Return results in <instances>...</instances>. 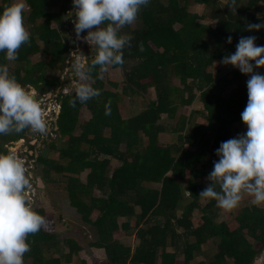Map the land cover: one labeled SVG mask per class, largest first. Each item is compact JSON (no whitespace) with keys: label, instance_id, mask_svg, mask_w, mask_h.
Returning a JSON list of instances; mask_svg holds the SVG:
<instances>
[{"label":"trees","instance_id":"trees-1","mask_svg":"<svg viewBox=\"0 0 264 264\" xmlns=\"http://www.w3.org/2000/svg\"><path fill=\"white\" fill-rule=\"evenodd\" d=\"M12 1L0 0V11ZM24 2L29 9L25 23L30 43L20 48L13 61L0 52V64L9 68L18 83L32 86L43 95L59 87L53 97L59 109L55 122H51L56 129L52 127L46 139L55 137L44 142L45 155L40 149L35 157L27 154V159H34L31 170L45 186L63 179L69 204L94 227L96 240L91 246L105 251L100 264H253L264 251V209L244 205L235 208L233 221H216L220 210L217 202L208 198L203 205L199 202L200 192L211 181L207 179L202 185L194 177L199 168V176H209L219 160L216 150L222 142L233 139L231 125L241 119L248 99L247 82L239 80L244 75L250 79L251 74L232 66L214 76L209 68L233 54L241 37L255 36L256 42L264 38V28H246L249 23H264L256 15L258 4L264 5V0H236L235 14L228 8L231 0H150L138 13L135 28L126 25L118 33L132 37L131 46L123 49V64L110 65L124 66L126 60H132L124 72L122 90H106L97 67L89 78L101 95L77 102L75 107L69 104L75 99V90L64 91L66 83H62L61 74L49 75L55 68L62 71L68 63L70 44L64 18L69 4L63 2L54 12L47 10L49 0ZM191 3L201 4L204 13H191ZM205 18L213 25L197 21ZM52 21L56 28L51 27ZM229 36L231 43H227ZM36 54L42 58L33 61ZM95 55H86L89 63ZM250 63L255 65L254 61ZM254 73L264 75V68L254 66ZM174 78L180 86L171 82ZM149 87L155 91L153 100L142 96ZM126 94L139 95L144 107L123 117L119 102ZM196 94L199 108H190L188 115H180L173 125L160 122L162 114L173 119L177 106H189ZM109 101L111 114L105 115ZM82 106L90 116L80 122ZM166 131L177 133L174 142L159 140L158 134ZM28 132L25 129L19 134L0 135V153H8L12 142L25 138ZM120 145H124L123 150ZM57 147L58 157L65 163L53 158L54 152L51 155ZM111 158L117 165L111 164ZM83 171L85 182L79 179ZM55 172L61 178L54 177ZM151 183H158L159 188L149 186ZM182 185L188 190L189 200L181 206ZM95 188L99 196L93 195ZM216 191H220L219 185ZM32 207L46 224L28 237L30 251L24 255V264H72V256L81 247L68 237L64 240L68 251H63L53 213L39 205ZM195 208L200 211L197 217L192 216ZM94 210L97 214L93 220ZM119 217L124 218L120 226ZM119 230L136 236L138 243L133 250L114 238ZM168 246L171 251H166ZM210 250L214 252L210 254ZM180 253L185 259L182 263L177 260ZM198 256L201 258L196 260Z\"/></svg>","mask_w":264,"mask_h":264},{"label":"clouds","instance_id":"clouds-1","mask_svg":"<svg viewBox=\"0 0 264 264\" xmlns=\"http://www.w3.org/2000/svg\"><path fill=\"white\" fill-rule=\"evenodd\" d=\"M149 3L150 0H73L76 40L95 46L96 55L89 63L86 55L77 54L71 75L87 80L97 67L107 71L110 65L123 64V49L131 46L132 37L118 33L134 23L141 8ZM237 7L236 0H231L230 11L235 14ZM23 11L24 5L19 2L0 11V52L5 53L8 61L16 60L20 48L30 43ZM246 28L259 30L264 23H249ZM85 31L87 34L81 36ZM255 40V36L241 37L235 53L221 61L241 73L251 74L247 81V104L241 113L247 131L220 144L216 150L219 160L207 177L211 183L199 194L215 200L227 212L237 208L245 194L252 197L253 205H264V75L254 73V66H264V46H257ZM231 42L232 37H227V43ZM99 95L98 89L83 83L76 88L75 99L69 104L75 107L77 102L84 103ZM110 105L111 101L105 106V115L111 114ZM25 129L40 135L47 133L41 101L10 75L6 65L0 64V135L19 134ZM32 181L24 159L14 152L0 153V264H24V255L30 251L28 237L46 224L45 218L33 209L28 195ZM217 185L220 191H216Z\"/></svg>","mask_w":264,"mask_h":264},{"label":"rangeland","instance_id":"rangeland-1","mask_svg":"<svg viewBox=\"0 0 264 264\" xmlns=\"http://www.w3.org/2000/svg\"><path fill=\"white\" fill-rule=\"evenodd\" d=\"M67 2L69 4V8L66 11V16L64 18L65 20V24L64 27L67 28V31L65 32L66 37L70 40H74L73 44H70V49H69V54L67 57V66L65 68L62 69V71H60L59 69L55 68L49 75H55V74H61V79H62V83H66V85L64 86V91L68 90L69 92H72L74 90H76L77 87L80 86V84L83 83H87L90 84L92 83V80L90 78H88L87 80H81L78 78H75L74 76L71 75L72 69H71V65L75 62L76 59V55L83 53L84 55H88L91 54L94 55L96 54V48L95 46L89 45L86 41L84 40H76V34L74 32V25L72 23V20L75 19V14H74V5H73V0H49L48 2V6H47V10L50 11H54L57 12L59 11V9L61 8L63 2ZM225 0H220L221 3H223ZM13 2H19L22 3L24 5V26L25 28L28 30L27 25L25 23V16L28 13V6L26 5V3L24 2V0H13ZM204 7H202L201 4H194L191 3L189 5V10L191 13L194 14H201L204 13ZM69 15L70 18H69ZM256 15L261 17L262 20L264 21V5L263 4H258L257 6V10H256ZM197 21L200 22H204L210 25H213L212 21H209V19L205 18L204 20L198 19ZM137 20L130 24V26L132 28H135V26L137 25ZM179 25L176 24L175 27L177 28ZM51 27L56 28L57 24L52 21L51 22ZM87 33L82 32L81 36H85ZM254 43L257 46H264V38L259 41H254ZM236 51V50H235ZM235 53V52H234ZM233 53V54H234ZM42 58V55L40 54H36L32 57L33 61H37L39 59ZM222 60L217 61L212 63V66L209 68V70L211 71V73L214 76L220 75L222 73H226L231 67V64L225 65L223 63H221ZM132 64V60H126L124 66H119V67H111L108 66L107 67V71H101L100 70V79L104 82V88L106 90H113V91H117L120 92L122 90V85H123V81H124V72H126V70H128L131 67ZM260 69H263L264 66L259 67ZM248 80V75H244L239 82L240 83H246ZM112 82H116L118 83L117 86H114ZM174 84L180 86L181 83L179 82L178 79H172V81ZM22 85V84H21ZM25 87L27 90H29L31 93H33L35 95V98L38 101H41V107L42 110L45 114V119L47 121L48 124V131L45 135H40V134H36L33 133L31 130H29L28 135L25 138L19 139L17 141H13L12 144L9 146V152H14L16 153L18 156H20L22 159L27 160L26 163V167L29 169V173L31 175V177L34 179V181H32L33 184V189L32 191L28 190V194L30 195V200L32 203V206L34 205H39L42 208H44V210L48 211V212H52L53 213V221H54V226H55V231L57 233V238L60 242V244H62L63 247V251H68V246L66 244H64V240L65 238H73L75 241L80 242L82 245H86V241L92 240L94 239V233L95 230L93 231V225L89 224V223H85L80 215L77 213V211L72 208L70 206V204L68 203V197L66 194V191L64 189V183L63 179L62 182L61 181H56L54 183H48L46 186L44 185L42 188H38L36 187V176L37 172L35 171V173H32L31 171V164H32V159H27V154L28 155H35L39 153L40 149L42 150L44 142H48L50 141V137H53L52 140L54 139L55 135L50 136L48 139L47 136L48 134L51 132V122L54 121V119L56 118V111L58 110V105L57 103L53 100V96L56 94V92L58 91L57 87L54 92H52L50 98L45 99V95H43L40 91L34 89L32 86L26 85L23 86ZM195 92V90H193ZM196 93V92H195ZM142 96L145 99L148 100H153L155 99V91L153 89V87H149L144 94H142ZM139 95H124L122 97V99L119 102V108H120V112L121 115L123 117H128L131 116L133 114L138 113L141 109H143L144 104L141 101V99L139 98ZM41 98H43V100H41ZM45 99V100H44ZM200 107V103L197 100V94L194 98V100L192 101V103L188 106V105H181L179 104L177 106L176 109V113L173 117V119L169 120L166 117V114H162L160 116V122H165L166 125L168 124H174L175 121L179 118L180 115H188L190 108H199ZM90 116L89 111L87 110V108L85 106H82L80 108V113H79V121L83 122L86 119H88ZM54 129V126H52ZM232 129L231 131V137L232 138H237L238 136L244 134L243 132H245L247 130V126L242 122L241 119H239L238 121L232 123L231 125ZM105 133L107 134L108 131H105ZM177 137V133H171L169 131L166 132H161L158 134V138L161 142L166 143L168 141L174 142L176 140ZM58 144V143H57ZM56 144V145H57ZM29 145H33V148H30ZM187 145L184 144L183 148H186ZM120 148L123 150L124 149V145H120ZM59 147H57L56 151L51 152V155L53 153V158L59 160V162L65 163L66 160L63 159H59L58 157V151ZM31 163V164H30ZM112 165H117V161L115 159L111 160ZM196 168L198 167V164L194 165ZM200 169V168H199ZM198 169V173L195 175L194 177V181L205 185L207 183V177L206 176H199V172L200 170ZM39 173V171H38ZM56 173V172H55ZM167 174H170V172H168ZM54 177L57 178H61V174L56 173L53 174ZM80 181L85 182L86 180V171L80 173V177H79ZM187 181V179L184 180L183 184H185V182ZM149 186H152L154 188H159V184L158 183H151L149 184ZM183 188V198L181 200V206L186 204L189 200L188 197V190L185 187V185H182ZM33 195H32V193ZM93 194L95 196H99L100 192L98 191V189H94ZM206 200L205 197H201L199 199L200 205H203L204 201ZM252 197L245 195L243 196L240 204L238 207H243L244 205H253L251 203ZM181 206L177 208L176 213L180 214L181 212ZM264 209V205L258 206ZM236 209H233L230 212H227L223 209L220 208V210L217 212L216 215V221H226V223L233 221L235 218V214H236ZM97 212L93 211L91 214V219L94 220L95 216H96ZM200 214V211L198 209H194L192 211V216L193 217H197ZM124 221L123 217H119L117 219V224L120 226V224ZM132 223V221H131ZM114 238H116L118 241H120L121 243H123L124 245L129 246L131 249L135 248V246L138 243V239L136 238V236L134 234L131 235H127L125 233H123L122 231H116L113 234ZM191 240V237H190ZM88 244V243H87ZM88 247V246H87ZM168 250H170V247L168 246L167 248ZM96 252V251H95ZM214 251L210 250V254H212ZM78 253V252H77ZM79 256H82L84 258H86L87 261L91 262L92 264H96V261L101 259L103 257L102 251L99 250L98 255H95L97 253H93L90 251V249H85L82 250V252L78 253ZM57 255V254H56ZM179 256V260H185L183 258V254H178ZM201 257L198 256L196 258V260L200 259ZM76 259H79L77 256H73V260L76 263ZM181 262V261H179ZM182 263V262H181Z\"/></svg>","mask_w":264,"mask_h":264},{"label":"crops","instance_id":"crops-1","mask_svg":"<svg viewBox=\"0 0 264 264\" xmlns=\"http://www.w3.org/2000/svg\"><path fill=\"white\" fill-rule=\"evenodd\" d=\"M113 158H111V160H112ZM112 164V163H111ZM84 172V171H83ZM96 189V188H95ZM94 191V190H93ZM94 195V194H93ZM95 196V195H94ZM68 203H69V201H68ZM71 206V205H70ZM72 207V206H71ZM72 208H74V207H72ZM75 209V208H74ZM95 212H97L96 210H94ZM92 230L94 231V227L92 228ZM57 240H58V238H57ZM96 240V235L94 234V239H92V240H89V241H86V245L84 244V245H82L80 242H77L76 241V243L81 247L80 248V250L78 251V253L79 252H82V250H85V249H90V251L91 252H93V253H97V254H95V255H98V252H99V250L100 251H102V254H103V257L101 258V259H99V260H97L96 261V264H100L104 259H105V251H104V249L103 248H99V247H95V246H91V244L90 243H92L93 241H95ZM58 242H59V240H58ZM88 243V244H87ZM59 244H60V242H59ZM60 245H62V244H60ZM88 246V247H87ZM168 248V247H167ZM166 248V251H171V248H170V250H168ZM134 248H132L131 250H133ZM96 251V252H95ZM65 252H67V251H65ZM78 253H76V254H74L73 256H77L79 259H76V263H75V261L73 260V256H72V264H92L91 262H89V261H87L86 260V258H84V257H82V256H79V254ZM54 256H57L56 255V253H54L53 254ZM180 258H179V256H177V260L178 261H181V260H179ZM63 264H66V263H63Z\"/></svg>","mask_w":264,"mask_h":264},{"label":"water","instance_id":"water-1","mask_svg":"<svg viewBox=\"0 0 264 264\" xmlns=\"http://www.w3.org/2000/svg\"><path fill=\"white\" fill-rule=\"evenodd\" d=\"M74 40H69V44H73ZM22 86H26L24 83H22ZM50 96V92L46 93V97ZM58 111V110H57ZM56 111V113H57ZM53 137H50V140H52ZM47 151L46 147L42 148V154L45 155ZM32 173H35V170H32ZM36 187L42 188L44 186V183L42 182V179L40 176H36ZM264 262V251L259 255L258 258H256L253 262V264H262Z\"/></svg>","mask_w":264,"mask_h":264},{"label":"built area","instance_id":"built-area-1","mask_svg":"<svg viewBox=\"0 0 264 264\" xmlns=\"http://www.w3.org/2000/svg\"><path fill=\"white\" fill-rule=\"evenodd\" d=\"M51 94H52V93H50V96H51ZM44 95H45V99H47L46 94H44ZM50 96H49V98H50ZM54 96H55V95H54ZM54 96H53V97H54ZM41 99H43V98H41ZM53 122H55V119H54ZM51 128H52V127H51ZM54 129H56V126H54ZM35 156H37L36 153H35L34 157H35ZM24 160H25V159H24ZM32 161H34V159H32ZM30 164H31V163H30ZM32 167H33V162H32V164H31V168H32ZM32 189H33V188L31 187L29 191H32ZM31 193H32V192H31ZM28 195H29V194H28ZM32 195H33V193H32ZM29 196H30V195H29ZM29 198H30V197H29Z\"/></svg>","mask_w":264,"mask_h":264}]
</instances>
